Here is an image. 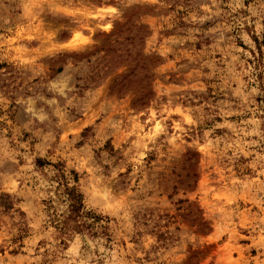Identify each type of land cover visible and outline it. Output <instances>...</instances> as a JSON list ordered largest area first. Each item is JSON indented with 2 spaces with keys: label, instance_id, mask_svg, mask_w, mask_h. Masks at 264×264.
Returning a JSON list of instances; mask_svg holds the SVG:
<instances>
[{
  "label": "rangeland",
  "instance_id": "1",
  "mask_svg": "<svg viewBox=\"0 0 264 264\" xmlns=\"http://www.w3.org/2000/svg\"><path fill=\"white\" fill-rule=\"evenodd\" d=\"M263 38L264 0H0V264H264ZM46 163L113 243L62 244Z\"/></svg>",
  "mask_w": 264,
  "mask_h": 264
},
{
  "label": "trees",
  "instance_id": "2",
  "mask_svg": "<svg viewBox=\"0 0 264 264\" xmlns=\"http://www.w3.org/2000/svg\"><path fill=\"white\" fill-rule=\"evenodd\" d=\"M255 42L257 52L252 51L254 59L249 62L253 67L254 84L261 91L257 102L261 110V119L264 120V38L262 41L255 39ZM44 165L41 160H38L39 167H44ZM46 165L52 166L55 171L51 182L54 184L56 198L45 202V211L62 244L66 245L67 241L81 235L89 236L94 240H104L107 244L113 243L108 225L109 218L87 209L84 196L79 190L78 173L71 171L67 174L65 166L61 163H46ZM60 204L65 207L64 210L58 209L57 205ZM1 206L3 207V203ZM4 208H12V204L5 205Z\"/></svg>",
  "mask_w": 264,
  "mask_h": 264
}]
</instances>
